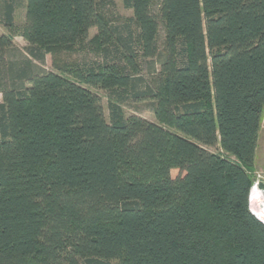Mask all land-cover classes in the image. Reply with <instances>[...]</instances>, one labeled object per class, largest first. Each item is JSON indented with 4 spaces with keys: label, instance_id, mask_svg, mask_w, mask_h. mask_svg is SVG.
<instances>
[{
    "label": "trees",
    "instance_id": "trees-1",
    "mask_svg": "<svg viewBox=\"0 0 264 264\" xmlns=\"http://www.w3.org/2000/svg\"><path fill=\"white\" fill-rule=\"evenodd\" d=\"M3 2L11 30L15 2ZM123 3L133 16L119 25L97 0H26L22 59H5L0 35V264H264L250 204L264 0ZM91 28L102 63L37 68ZM140 58L159 67L153 86ZM85 85L150 99L159 122L114 103L108 121Z\"/></svg>",
    "mask_w": 264,
    "mask_h": 264
},
{
    "label": "rangeland",
    "instance_id": "rangeland-1",
    "mask_svg": "<svg viewBox=\"0 0 264 264\" xmlns=\"http://www.w3.org/2000/svg\"><path fill=\"white\" fill-rule=\"evenodd\" d=\"M102 2L101 10L108 17L113 24L123 25L126 24L127 20L133 16L132 9H128L124 6L123 0H97ZM160 0H154L153 11H158L157 4ZM15 11H14V26L10 30L8 29L1 20L3 14V0H0V35L9 34L13 45L9 47L5 52L6 60H18L26 57L27 48L29 44L22 36V30L25 24V11H26V0H14ZM159 34L158 44L163 47L165 40V24L164 20L159 17ZM136 31V26L132 27ZM97 28H91L89 30L87 38L79 43L72 49L61 50L57 57L51 54H47L44 62L35 61L37 68L45 71H54L58 73H65L67 67L71 66H88L104 61L103 56L100 55L90 41L96 36ZM137 47V48H136ZM135 49H138L136 45ZM139 50V49H138ZM139 65L141 67V74L145 79L146 84L153 86L158 78L159 67L156 65V69H150L149 62L140 58ZM95 93H97L101 99L104 109L105 117L108 121L111 120V105L112 103L117 104L125 117L131 115H139L147 120L153 122H159L154 112V102L150 99L136 100L131 92L117 90L110 92L109 90L101 87H94L85 85ZM3 101V96L0 93V102ZM212 152H223L219 146H208ZM223 154V153H222ZM255 182L251 191L250 204L252 211L264 221V115L261 125L260 137L258 148L256 152V171H255ZM263 185V186H262Z\"/></svg>",
    "mask_w": 264,
    "mask_h": 264
}]
</instances>
